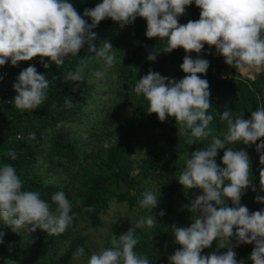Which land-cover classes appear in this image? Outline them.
<instances>
[{"label":"trees","instance_id":"obj_1","mask_svg":"<svg viewBox=\"0 0 264 264\" xmlns=\"http://www.w3.org/2000/svg\"><path fill=\"white\" fill-rule=\"evenodd\" d=\"M71 2L77 13L82 14L98 0ZM83 18L91 22L88 17ZM197 19L199 8L190 4L178 17V23ZM145 30L146 21L139 16L123 28L111 18H105L90 30L96 33L92 41L96 48L104 42L113 48L117 62L108 68L101 58L92 57L94 53L88 51L87 43L61 65L49 62L45 68L36 56L19 61L16 66L7 62L0 66V164H12L23 181V188L38 191L53 211L56 205L51 196L63 191L73 205L74 217L65 231L69 236L65 247L63 234L49 235L39 228L14 232L0 224V264H70L77 256L78 247L84 248V255H91L88 238L80 234L79 228H100L111 200L129 209L139 208L138 215L127 223V230L135 229L138 239L135 250L147 257L150 264H168L167 257L180 247L173 239L172 226L187 227L193 222V214L186 205L202 194L198 188L189 189L188 194L180 190L177 179L185 161L195 150L207 147L213 136L223 138L228 125L219 113L227 110L233 117L242 113L248 119L252 111L264 107V73L242 76L246 68L226 64L215 46L206 43L199 54L189 52L193 58L199 56L209 61L206 73L197 75L208 81V112L213 115L208 138L189 144V138L174 117L158 120L155 113L147 112L144 97L133 91L137 80L149 71L177 80L187 75L179 67L185 55L183 48L165 52L162 50L165 41L146 37ZM149 54H155V60L147 59ZM29 65L50 81L48 98L32 112L15 107L13 98L17 93L12 87L19 72ZM81 65L83 78L68 80L67 74ZM97 70L104 75L95 77L93 73ZM102 88L108 93L107 105L102 107L103 110L106 107L105 112H88ZM72 125L77 129L71 130ZM31 132L36 134L35 139L30 138ZM225 147L243 149L249 157L250 183L242 191L241 202L249 213L264 208V203L255 200L257 195L264 196L260 190L264 164L254 152V143ZM136 149L143 150V155L135 161L134 174V161L129 157ZM9 150L15 152V159L8 155ZM223 151L217 150L216 157L221 167ZM144 179L154 180L158 194L157 204L149 212L138 205ZM227 205L232 207L231 202ZM149 215L154 217L153 225L137 228L136 221ZM230 241L231 237L229 241L217 238L201 254H221L228 250ZM254 247V243H241L237 260L253 264L249 257Z\"/></svg>","mask_w":264,"mask_h":264},{"label":"clouds","instance_id":"obj_2","mask_svg":"<svg viewBox=\"0 0 264 264\" xmlns=\"http://www.w3.org/2000/svg\"><path fill=\"white\" fill-rule=\"evenodd\" d=\"M190 4L199 8V19L178 23V17ZM137 16L146 21V37L165 41L163 51L183 48L185 55L179 67L187 75L177 80L149 71L137 80L133 91L144 97L147 112L155 113L158 120L174 117L189 144L206 140L213 119L208 112L210 91L208 81L197 74L206 73L209 61L188 53L199 54L206 43L215 46L226 64L264 73V0H98L82 14L77 13L71 0H0V66L6 62L16 66L19 61L36 56L45 68L49 62L61 65L87 43L88 51L94 53L92 57L101 58L105 68L111 67L117 62L111 44L104 42L96 48L92 44L96 33L90 30L105 18L123 28ZM155 58V54L147 57ZM93 75L100 78L104 72L97 70ZM82 78L83 65L67 74L70 81ZM49 83L33 65L20 71L12 85L17 93L13 98L15 107L32 112L48 98ZM230 113H219L228 125L223 138L213 136L207 147L192 152L177 179L183 188H198L202 194L186 205L193 214V222L187 227L172 226L173 239L180 247L167 257L168 264H243L230 247L221 254H201L217 238L229 241L233 236L238 244L254 243L249 258L253 264H264V208L249 213L246 206L239 204L242 191L250 183L249 157L243 149L225 147L249 145L264 137V107L252 111L248 119L242 113L235 117ZM29 136L35 139L36 134L31 132ZM219 149H224L220 158L223 167L216 162ZM261 149L264 141L256 143V150ZM8 155L16 158L12 150ZM259 161L264 164V152ZM22 185L12 164H0V224L14 232L39 228L49 235L63 234L74 218L73 205L65 193L57 191L51 196L56 205L53 211L38 191L24 189ZM260 186L264 191L261 179ZM157 196L153 190L145 189L140 194L139 207L149 212L156 206ZM226 198H230L232 207L227 205ZM255 200L264 203V196L257 195ZM154 221L149 215L137 220L136 227H151ZM137 243L135 229L129 228L119 237L113 235L108 247L93 252L87 264H150L147 257L135 250ZM76 255L83 256L84 248L78 247Z\"/></svg>","mask_w":264,"mask_h":264},{"label":"rangeland","instance_id":"obj_3","mask_svg":"<svg viewBox=\"0 0 264 264\" xmlns=\"http://www.w3.org/2000/svg\"><path fill=\"white\" fill-rule=\"evenodd\" d=\"M253 74L255 73L249 71L248 69H245V71L242 73V76L248 77V76H252ZM99 90H100L99 93L93 99L91 105L87 108L88 112L93 113L95 111V112H100L101 114L105 112L106 107H104V110L102 107L104 105H107L106 100L108 98V93H104L103 88ZM70 129L76 130L77 128L74 125H72ZM142 155H143V150L136 149L129 157L130 160L134 161L132 164L134 174L136 173L137 170V166H136L137 162L135 161L139 160ZM145 189H151L155 192L154 180L144 179L141 184L140 192L144 191ZM180 190L183 193L188 194L189 189L183 188L180 185ZM241 200H243L242 196L240 197L239 204L244 205V202H241ZM229 202H231L230 198H226V203ZM138 210L139 208L137 207H135L134 209H129L127 206L123 204H119L115 202V200H111L108 214L102 218V225L100 228H98L97 230H93V229H86L84 226L80 227L79 228L80 234H83L88 238L87 243L90 248L91 254L93 252H99L104 247H108L109 242L113 235L119 237V235L125 233L127 231V223H129L132 218L138 215ZM63 235L65 238V243H64L65 244L64 247H65L69 236L66 235V232H64ZM89 256L86 255L75 256L70 264H87V259Z\"/></svg>","mask_w":264,"mask_h":264},{"label":"built area","instance_id":"obj_4","mask_svg":"<svg viewBox=\"0 0 264 264\" xmlns=\"http://www.w3.org/2000/svg\"><path fill=\"white\" fill-rule=\"evenodd\" d=\"M260 141H264V137L258 138V140L254 143V152H255V154L257 156H260L261 152H264V149H261L260 152H258L256 150V143H259ZM260 209H261V207H259V210ZM240 246H241V243L238 244L237 241H236V239H235V237L234 236L231 237L230 248H232V250L235 251V253H236V259H237L238 255H239Z\"/></svg>","mask_w":264,"mask_h":264}]
</instances>
